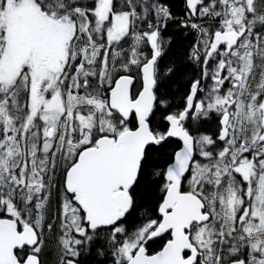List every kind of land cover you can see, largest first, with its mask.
<instances>
[{"label":"snow or ice","instance_id":"obj_1","mask_svg":"<svg viewBox=\"0 0 264 264\" xmlns=\"http://www.w3.org/2000/svg\"><path fill=\"white\" fill-rule=\"evenodd\" d=\"M0 264H264V0H0Z\"/></svg>","mask_w":264,"mask_h":264}]
</instances>
